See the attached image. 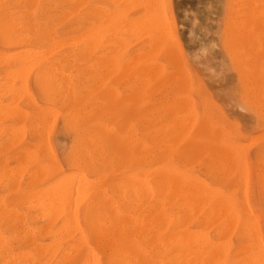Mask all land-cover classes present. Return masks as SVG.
<instances>
[{
	"label": "rangeland",
	"instance_id": "rangeland-1",
	"mask_svg": "<svg viewBox=\"0 0 264 264\" xmlns=\"http://www.w3.org/2000/svg\"><path fill=\"white\" fill-rule=\"evenodd\" d=\"M0 1L21 24L26 21V13L35 9L37 19L44 22L58 40L80 29L75 13H68V2ZM88 11V28L104 24L98 33L100 43L88 55L70 53V43L62 42L57 48V63L50 71L60 85L57 96L60 101L47 100L41 92L36 81L40 72L38 66L29 68L28 73L0 58V264H45L42 263L45 259H48V264H53L56 258L54 264H91L90 259L93 258L90 254L96 255L97 264H118L116 254L111 252L114 251V247L111 248L113 244L108 243L99 232L116 231L120 216L130 213L133 195L128 179L133 173V165L130 164H133L134 137L149 129L145 122L147 118L152 120L154 128L159 126V121L161 124L166 120L170 122L167 127L168 142L163 148L166 154L160 164L184 176L194 177L213 191L232 198L245 220L243 227L229 229L224 235L218 234V223L203 222L202 214L200 221L186 215L185 227L194 232L203 231L217 244L225 243L230 261L242 258L247 252V245L253 247L257 239L264 242V0H88ZM142 63L153 65V76L148 75V70L141 75ZM11 69L12 72L9 71ZM9 75L13 79L11 76L7 78ZM23 76H27L24 78L26 84ZM5 78L13 81L12 88L18 87L19 91L11 89L10 82L8 84L7 79L4 82ZM144 78L148 79V83L140 87L139 82L142 84ZM66 98L76 102L79 109L87 105L93 113L96 112V115L93 114L96 126L105 124L109 127L107 133L114 141L108 143V178L102 182H98L100 175L95 171L84 170L74 163L80 139L72 129L74 122L65 119L68 108L61 101ZM98 104L101 108L96 111ZM10 105L21 109L24 116L13 115ZM114 110L120 112L115 114ZM190 118H195V124L189 122L188 126L180 127L179 121ZM204 122L206 126L203 127ZM43 125L50 127V131ZM188 133L190 137L197 134L191 142L185 139ZM155 141L158 142V139ZM224 146L230 152L224 154ZM29 156L36 159V165L28 164ZM42 166L49 173L37 171ZM71 173L83 177L72 174L77 176L74 177L77 183L84 181V177L96 179L92 182L88 180V197L80 195L82 199L77 198V215L72 213L77 216V227L72 224L73 215L64 217L57 210L58 217L50 214L49 218L50 212L44 210L45 206L41 207L39 201L32 203L36 191L59 181V178L67 179ZM52 177L54 180H51ZM74 209L71 208V211ZM206 224L210 225L209 228ZM56 225L59 226L56 228ZM250 225L254 226L253 232ZM34 245L38 246V250ZM47 255L48 258L45 257ZM87 258L89 261H86ZM180 264L188 263L184 261Z\"/></svg>",
	"mask_w": 264,
	"mask_h": 264
},
{
	"label": "bare ground",
	"instance_id": "bare-ground-1",
	"mask_svg": "<svg viewBox=\"0 0 264 264\" xmlns=\"http://www.w3.org/2000/svg\"><path fill=\"white\" fill-rule=\"evenodd\" d=\"M33 1L35 3L39 2V0H33ZM57 1H58V3H65V2L69 3L70 11H68V13H75L76 20H77V22L79 24L78 26L80 28L79 30H74V31L70 32L72 34L63 40H58L54 36V33H52L50 31V29L46 26V24L44 22H41V20L37 19L35 9H33V11H28L26 13V17H25L26 21L23 24H21V23L16 21V19L12 15V13H10L6 9V7H4L2 5V2L0 1V58H2L3 61L8 62L11 66H18V69L20 71L25 70V71H28V73H29V68L34 67V66H38L40 69V72L38 73V75L36 73L37 85L47 100H52L55 102L61 100L60 98H57L60 85L58 83H56V81L52 78V72L50 71V69H51V67L55 66L57 63L55 61V59L58 56V55H56L57 48H59L60 44H63L62 42H65V44L70 43V49H69L70 53H75L76 55L77 54L88 55V53H90L95 47H97L99 45L100 39L98 37V33L100 32L102 25H104L102 23L101 24L99 23V24H95L91 28L90 27L88 28V12L90 11V10L88 11V0H57ZM212 4H210V5H212ZM103 21H105V20H103ZM115 24L118 25V23H115ZM117 25H115V26H117ZM134 25H133V28H134ZM123 26H125V25H123ZM135 26L137 27L138 25H135ZM105 28H106V26H105ZM105 28H104V30H105ZM119 31H120V29H119ZM159 32H161V30ZM102 35H103V33H102ZM159 35H160V33H159ZM110 44H112V43H110ZM13 48L15 49V51L11 52L10 50ZM16 48H18V50H16ZM145 61H148V59ZM152 68H153V65L151 63L150 64L142 63L140 65L141 75H143L146 72V70L149 71L148 75H150L152 73L154 74L155 71L151 73ZM126 69H128V68H126ZM9 71L12 72V69ZM14 71L16 72V70H13V72ZM152 71H153V69H152ZM19 74H17V75H19ZM153 74H152V76H153ZM15 75H16V73H15ZM10 76L11 75H9L7 78H10ZM20 76H22V72H21ZM27 76H23L22 78L23 79L27 78ZM152 76H151V79L153 78ZM12 77L13 76H11V79H13ZM7 78H5V81L4 80L3 81L6 82ZM101 78H103V77H101ZM8 81L10 82V84ZM26 81H27L26 79L23 80L24 84H26ZM96 81H95V83H96ZM7 82H8L11 89H14V90L18 89V87L16 89H15V87L12 88V82L13 81L11 82V80L7 79ZM98 82H99V79H98ZM141 82H143V83L140 84V82H139V86L145 85L144 83H148V79L144 78ZM24 84L22 83V86L26 89L27 87H25ZM23 87H22V89H23ZM18 91H19V89H18ZM24 91L28 92V90H24ZM11 92H13V91H11ZM102 93H105V92L103 91ZM102 93H101V95H102ZM14 95H15V93H14ZM28 95H29V93H28ZM109 95H111V93ZM59 96H60V94H59ZM13 97L11 99H13ZM30 97H31V95H30ZM85 98H86V96H85ZM85 98H83V99H85ZM119 99H121V98H119ZM16 100H12V101H16ZM110 100H112V98ZM20 103H22V102H20ZM61 103L66 109L68 108V113H67L65 119L74 122L72 129L75 131V134L77 135L78 139H80L79 140L80 142L78 143L79 147H78V149L76 148L77 149V152H76L77 158L74 162L75 165L79 166L80 168H82L84 170L90 169L92 171H95L96 174L100 175L98 182H102L103 180H106L108 178L107 164H108V160H109V158H108L109 156L107 157V154H106L108 151L106 152V150L108 149V146H110L108 143L111 144V141H114V140H112V137L107 133L108 132L107 129L109 127L107 128V126L105 124L96 126V123H94V116H93V114H95L96 112L93 113V110L90 109L89 106L87 107V105H86V106H83L82 108L80 107L81 109H79V108H77L78 105L76 102H72L67 98L64 99L63 101H61ZM11 104H12V102H11ZM8 105H9V102H8ZM98 107H99V110L101 108L100 105L97 106L96 111H97ZM51 108H52V106H51ZM10 110H11L12 114L16 115L17 117L22 118L24 116V112L17 107L15 108V107L11 106ZM111 110H113V109H111ZM147 110L149 111V109H147ZM108 111L112 112L110 110H108ZM128 111L130 112V109ZM116 112L117 111H115V114H116ZM118 112H120V110H118ZM139 115H141V114H139ZM54 117H56V116H54ZM107 117H109V116H107ZM124 117H126V116H124ZM109 118H111V117H109ZM187 120L188 121L182 119L181 121H179L180 127L188 126L189 122H192V124H195V122H194L195 118H190ZM52 121H53V118H52ZM167 121L168 120H166V122L164 121L165 123H162V124H161V121H159V123H158L159 126L154 128L152 125L153 124L152 120L150 118H147L145 122H146V124H148L149 129H147L146 132L142 133V135H140V133H141L140 132V133H138L139 135L135 134V137L132 136V137H134V143H133L134 154H133V164H130V165H133V169H132L133 173L129 176L128 180H129V184H130L131 189H132L133 205L131 206L130 213L123 214L120 216L119 226H118L116 231L105 230V231L99 232L101 236L107 238L108 241L107 240L106 241L108 243L113 244V246L111 248L114 247L113 248L114 251H111V252L116 254V255L115 254L114 255L117 256L115 258H118V261H119L118 264H165V262L167 264H180L184 261L188 264H264V242L262 239H257L253 247L247 245L245 248V249H247V252L244 253V256L242 258H240L236 261H230L228 258L227 245H225V243L223 245L215 243L216 240L213 241L206 233L201 231L200 228L198 229L200 231L194 232V231H191L190 229H187L185 227V223H186L185 219H187L186 215H188L189 218H192L194 220L197 219V221L198 220L200 221L199 218H200V215L202 214V215H204L203 222L204 221H206L207 223L212 222L213 224L218 223L217 227L220 229L219 231L217 230L218 234L224 235L223 233H225L229 229H235L238 226L243 227L245 224V220L242 217V215L240 214V212L237 208V205L232 198L225 196L224 194H222L218 191H213L207 184L200 182L199 180H197L194 177L184 176L182 174H179L178 172L173 171L171 168L160 164L162 157L166 154V149H163V148L165 145H167V142H168L167 137H168L169 130L167 129V127L170 126L169 125L170 122L169 121L167 122ZM174 121L176 122V120H174ZM110 122L112 123L113 121H110ZM49 123H51V122H49ZM67 123H69V122L67 121ZM137 123H138V121H137ZM107 124H109V123H107ZM205 124L206 123L204 122L201 126L204 127V126H206ZM43 126H45V125H43ZM50 127H51V125H50ZM135 127H137V126H135ZM152 127H153V129H152ZM22 128L23 127H21V129ZM45 128H47V127L45 126ZM49 128H47V129H49ZM173 128H175V127H173ZM18 129H20V128H18ZM176 130H178V128ZM15 131H14V133H15ZM18 131H20V130H18ZM49 131H50V129H49ZM49 131H46V133H48V135H49ZM109 132H110V130H109ZM40 133H42V132H40ZM135 133H136V131H135ZM18 135H19V132H18ZM27 135H29V134H27ZM45 135L47 136V134H45ZM125 135H127V134H125ZM196 135L197 134H195V136H193V137H190V134L188 133L186 135L187 137H185V139L188 140L189 142H191L196 137ZM177 137H179V136H177ZM113 139L116 140L115 137ZM155 139H158V142H156ZM28 140H29V138H28ZM45 141L48 142L47 137H46ZM172 141H173V139H172ZM78 144H77V146H78ZM5 145H7V144H5ZM112 145H113V143H112ZM47 146H48V144H47ZM47 148H49V147H47ZM180 149H181V147H180ZM50 150L51 149H49L48 151L50 152ZM111 150H112V148H111ZM209 150H214V149H208V151ZM112 151H114V149ZM222 151L225 152L224 154L230 152L226 146H224L222 148ZM52 154H50V155L52 156ZM74 155H75V153H74ZM129 160H130V158H129ZM131 160H132V158H131ZM35 161H36V159L33 158V156L28 157V164L30 163V165L31 164L36 165L37 162H35ZM115 167H117V166L115 165ZM115 167H114V169H115ZM8 168H9V166H8ZM125 169H126V167H125ZM121 170L122 169L120 168V172H121ZM37 171H40V172L42 171L45 174L49 173L48 169H46L45 166L38 167ZM31 173H33V172H31ZM72 174L77 175L78 173L77 174L71 173V176L67 174L68 176H70V177L67 176L68 177L67 179H61L60 180V178H59V181L57 180L55 183L49 184V186L47 185L46 187H42L41 189H39V191H36V194L34 195L36 197H34L32 195V197H34V199L37 198V200L32 199V203H33V201H35L34 202V204H35L37 201H39L42 204L41 207L45 206L46 209L44 207V210L50 212V213H48L49 218H50V214L54 215L55 217L57 215V217H58V211L61 212L64 217H71L73 215L72 214L73 212L77 215L76 210L78 207L77 206L78 200L82 199L81 197H83V196H84V198L88 197V184L90 182H92L91 180H96V179L89 180L86 177H84L85 178L84 181H82V182L79 181L80 183L79 182L77 183V181H75L74 177H77L78 175H79L78 176L79 178H83V177H80L81 176L80 174H78L77 176H72ZM25 177H27V176H25ZM217 177H218V175H217ZM69 178H73V179H69ZM79 178H78V180H79ZM7 179H8V176H7ZM51 180H54L53 177L51 178ZM243 180H245V179L243 178ZM117 181H118V179H117ZM113 182H114V180H113ZM126 182H125V184H126ZM26 183H27V181H26ZM76 184H78V185H76ZM126 185L128 186V184H126ZM23 186H25V183ZM106 186H108V185H106ZM97 187H99V186H97ZM226 190H227V188H226ZM262 190L264 192V184L262 186ZM34 193H35V191H34ZM74 194H76V195H74ZM80 195H81V197H80ZM74 197H76V198L74 199ZM78 197H80V198L77 199ZM106 197L108 198L107 195H106ZM97 198H98V196H97ZM14 202H16V201H14ZM98 203L99 202H97V204ZM30 204H31V202H30ZM30 204H28V205H30ZM99 205H100V203H99ZM74 207H76V209H74ZM33 208H32V210H33ZM71 208L74 210L71 211ZM49 210H54L52 212L55 214H53ZM38 211H39V208H38ZM105 211H106V209H105ZM98 212H100V211H98ZM76 215H75V217H74V215L72 216L73 220L68 219V220L73 221L72 224H75L76 225L75 227H77V225L79 224L77 219H76L77 218ZM244 215H245V213H244ZM51 217H53V216H51ZM45 218H46V216H45ZM61 219H60V221H61ZM251 219H252V216H251ZM19 220H20V218H19ZM41 220H40V222H41ZM48 222H50V221H48ZM53 222H54V219H53ZM66 222H67V220H66ZM38 223H39V221H38ZM51 223H52V218H51ZM69 223H71V222H69ZM41 224H42V222H41ZM255 224H256V222H255ZM59 225L62 226L61 224H59ZM59 225H56V228ZM66 225H67V223H66ZM113 225L114 224H112V227H113ZM252 225H253V223H252ZM63 226H64V224H63ZM70 226H71V224H70ZM199 226H200V224H199ZM203 226H204V224H203ZM207 226L209 228L210 225L208 224ZM207 226H205V227H207ZM71 227L74 228V225H72ZM78 227L80 229V226H78ZM256 228H257V226H256ZM202 229L204 230V228H202ZM238 229H239V227H238ZM62 230H64V229H62ZM253 230H254V226L250 225V231L253 232ZM68 231H69L68 232V234H69L70 230H68ZM246 231H247V229H246ZM50 232H51V230H50ZM71 232H72V229H71ZM74 232H75V230H74ZM80 232H82V230H80ZM34 233H35V231H34ZM215 233H216V231H215ZM23 235H24V233H23ZM82 235L83 234H81V236ZM10 237H11V234H10ZM82 237L84 238V236H82ZM49 239H50V237H49ZM51 240H52V238H51ZM38 242L40 243V241H38ZM36 243H37V241H36ZM54 244H56V243H54ZM98 245H99V242H98ZM109 245H108V247H109ZM34 247H35V250H38V249H36V248H38V246L36 247L34 245ZM66 247L67 246H65V248ZM237 249H240V248H237ZM32 250L33 249H31L30 251H32ZM241 250H243V248ZM39 251L41 252V250H39ZM100 251H102V250L100 249ZM90 252L93 253L92 255H94L93 250H91ZM171 252H173V254H170ZM15 253H16V251H15ZM19 253H20V251H19ZM52 254H54V253H52ZM235 254H237L236 251H235ZM62 255H64V254H62ZM82 255H83V253H82ZM38 256H39V254H38ZM45 257L48 258V255ZM90 257L93 258V260L90 259L91 264H93L92 262H94V264H97L96 263V261H97L96 255L91 256V254H90ZM107 257H108V255H107ZM32 258H34V257H32ZM51 259L49 258V260H51ZM56 259L53 261L54 263H55ZM104 259H106V258H104ZM21 260H23V259H21ZM46 260H48V259H45V261L44 262L42 261V263L48 264V262H46ZM12 261H13V259H12ZM86 261H89V258H87ZM88 263H90V262H86L85 264H88ZM114 263H112V264H114Z\"/></svg>",
	"mask_w": 264,
	"mask_h": 264
}]
</instances>
